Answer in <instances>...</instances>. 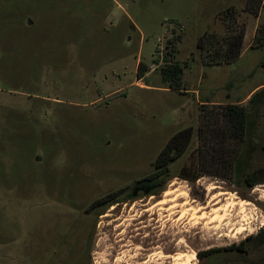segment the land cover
Returning a JSON list of instances; mask_svg holds the SVG:
<instances>
[{
	"label": "rangeland",
	"instance_id": "1",
	"mask_svg": "<svg viewBox=\"0 0 264 264\" xmlns=\"http://www.w3.org/2000/svg\"><path fill=\"white\" fill-rule=\"evenodd\" d=\"M246 1L0 0V264H264L258 238L232 248L264 226V183L193 180L200 104H246L264 85V10L246 12ZM227 6L240 13L241 54L203 63L197 38L224 32ZM172 32L182 91L151 68ZM138 60L149 66L141 79ZM210 118L209 133L222 125ZM185 127L184 154L161 186H145ZM258 132L264 142V106ZM256 147L251 167L264 165ZM117 190V202L94 206Z\"/></svg>",
	"mask_w": 264,
	"mask_h": 264
},
{
	"label": "trees",
	"instance_id": "2",
	"mask_svg": "<svg viewBox=\"0 0 264 264\" xmlns=\"http://www.w3.org/2000/svg\"><path fill=\"white\" fill-rule=\"evenodd\" d=\"M243 10L258 16L260 11L264 10V0H247ZM239 14L235 6L221 9L217 15L224 25V32L218 34L205 31L198 36L196 48L199 50L203 63L222 65L239 58L244 39V28L238 27L235 22V17L237 18ZM181 38V34L175 35L172 32L171 36L165 40L162 64L159 65L162 81L174 91L185 89L182 85V73L185 65L180 64L176 59ZM256 39L260 42L257 47L262 49V46L264 47V20L257 28ZM156 51H158V47H156ZM153 62H157L156 57L153 58ZM262 62L264 64V56ZM148 67L140 60L137 65V76L141 78ZM208 106V101L200 104L197 153L198 159L202 156L203 161L200 160L199 172L195 173L193 180L203 171V174L222 179L233 177L238 182L242 181L247 187L264 183V165L256 167L250 165L256 146H259L264 155V142L258 132L259 119L264 106V85L251 93L246 104H212L211 108ZM211 116H214L216 121H221L222 125L220 123L216 129L209 133V126L213 125L209 122V119H212ZM192 132V127H185L167 139L151 163L153 170L142 178L145 186L152 184L161 186L163 184L164 180H161L162 177L168 175L169 165L180 158L188 148ZM184 168L185 166L182 167V172ZM184 174L181 173L182 177L189 179V176ZM121 193V190L109 193L97 200L94 206L102 202H106V204L117 202L115 201L116 197ZM135 195L136 189L129 192L127 198ZM249 238H258L261 243H264V228H261L257 235L247 237L232 246L241 250L239 248L247 243ZM213 252L214 250L207 249L201 253L198 252L197 255L202 257V254H212Z\"/></svg>",
	"mask_w": 264,
	"mask_h": 264
},
{
	"label": "built area",
	"instance_id": "3",
	"mask_svg": "<svg viewBox=\"0 0 264 264\" xmlns=\"http://www.w3.org/2000/svg\"><path fill=\"white\" fill-rule=\"evenodd\" d=\"M169 36H171V33H170ZM157 41L159 42V44H161L162 38L159 37L157 39ZM157 52H158L157 53V57H156L157 58V62H153L151 64V68H157L159 65L162 64V55H163L164 50H162V49L159 50V48H158V51Z\"/></svg>",
	"mask_w": 264,
	"mask_h": 264
},
{
	"label": "crops",
	"instance_id": "4",
	"mask_svg": "<svg viewBox=\"0 0 264 264\" xmlns=\"http://www.w3.org/2000/svg\"><path fill=\"white\" fill-rule=\"evenodd\" d=\"M178 48H179V47H178ZM178 52H179V49H178ZM138 62H139V60H138ZM150 71H151V70H150ZM145 75H146V73H145L141 78H143ZM141 78H140V79H141ZM140 85H141V84H140ZM142 85H143V84H142ZM257 87H258V86H255L253 89L255 90ZM254 90H253V91H254ZM127 261H128V260H127Z\"/></svg>",
	"mask_w": 264,
	"mask_h": 264
},
{
	"label": "flooded vegetation",
	"instance_id": "5",
	"mask_svg": "<svg viewBox=\"0 0 264 264\" xmlns=\"http://www.w3.org/2000/svg\"><path fill=\"white\" fill-rule=\"evenodd\" d=\"M232 248H234L235 250H238L237 248H235V247H232ZM231 248V249H232ZM239 249H241V250H244V247L243 246H241V248H239Z\"/></svg>",
	"mask_w": 264,
	"mask_h": 264
},
{
	"label": "water",
	"instance_id": "6",
	"mask_svg": "<svg viewBox=\"0 0 264 264\" xmlns=\"http://www.w3.org/2000/svg\"><path fill=\"white\" fill-rule=\"evenodd\" d=\"M263 228H264V226H263Z\"/></svg>",
	"mask_w": 264,
	"mask_h": 264
},
{
	"label": "bare ground",
	"instance_id": "7",
	"mask_svg": "<svg viewBox=\"0 0 264 264\" xmlns=\"http://www.w3.org/2000/svg\"><path fill=\"white\" fill-rule=\"evenodd\" d=\"M188 259V258H187Z\"/></svg>",
	"mask_w": 264,
	"mask_h": 264
}]
</instances>
